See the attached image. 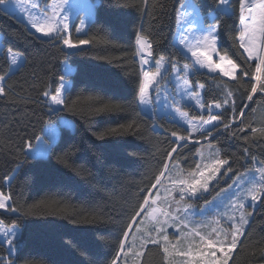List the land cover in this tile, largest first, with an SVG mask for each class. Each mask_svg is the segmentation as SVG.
<instances>
[{"label":"trees","instance_id":"trees-1","mask_svg":"<svg viewBox=\"0 0 264 264\" xmlns=\"http://www.w3.org/2000/svg\"><path fill=\"white\" fill-rule=\"evenodd\" d=\"M92 1L99 6L87 35L79 36L74 30L82 15L75 18L71 32L74 41L88 39L90 43L75 51H66L58 41L38 38L18 17L0 11V75L6 77L5 94L0 96V192L11 196L9 202L14 207L35 206L34 215L22 229L21 250L10 257L8 247L0 242V259L10 258L14 264H111L122 229L142 202L144 190L154 182V174L170 159L167 152L174 146L171 133L191 135L167 118H150L134 100L143 69L136 55L137 33L151 39L154 59L163 55L175 65L188 62L179 55L175 39L177 9L182 0ZM202 2L207 12V0ZM220 25L219 44L235 62L243 63L242 50L233 46L236 18L225 17ZM8 47L24 55V62L13 72ZM64 61L76 71L66 75ZM61 75L73 84L67 96L69 107L51 119H68L74 128L61 127L62 138L50 158L28 160L17 173L28 141L36 145L34 137L43 136L41 129L49 118L48 101L41 93L56 88ZM212 76L189 78L195 92L200 84L204 85L202 102L222 100L227 81V87L236 93L237 111L244 112L239 118L244 131L237 128L239 120L233 122L231 109H224L219 110L223 111L222 121L231 127L225 129L221 123L212 133L216 137L211 143L223 158L229 159L232 177L235 172H243L245 166L252 167L251 155L264 161V134L251 131L253 127L264 129V94L257 93L249 101L248 83ZM104 106H108L106 111H95ZM184 110L191 118L201 114L193 107ZM133 122L136 134L126 131ZM154 124L159 129L154 130ZM100 132L110 134L99 140L96 134ZM197 140L206 139L199 136ZM198 150V144L187 143L173 157L188 169L190 163L194 167L198 162ZM14 175L11 185L6 183L5 178ZM230 180L222 187H227ZM250 210L249 226L231 264H264V204L258 203ZM13 219V213L0 210L4 225L10 226ZM140 264H167L162 247L148 245Z\"/></svg>","mask_w":264,"mask_h":264},{"label":"snow or ice","instance_id":"snow-or-ice-1","mask_svg":"<svg viewBox=\"0 0 264 264\" xmlns=\"http://www.w3.org/2000/svg\"><path fill=\"white\" fill-rule=\"evenodd\" d=\"M207 3L209 7L207 12L202 0H182L177 9L180 14L177 18L179 23L175 38L180 46L177 51L188 61L182 69L177 68L170 61L166 62V57L163 55L154 59L153 43L149 36L142 32L136 34V55L141 58V64L147 65L148 69H142L134 94V100L142 113H150V118L155 120L167 118L170 123L182 119L188 124L191 132H199L205 139L211 137L221 123L225 129L231 127L230 123L222 121L223 111L214 112L213 109H231L233 122L239 120L237 128L240 131H244L239 126L243 124V120L239 118L244 116V112L237 111L236 93L231 87H227V81H224L226 85L224 98L206 104L193 89L188 87L189 76L213 74V79L218 75L238 84L246 82L250 85V92L246 97L249 101L257 93L264 94V0H235V3L234 0H207ZM98 6V3H91L90 0L83 2L51 0L50 6L42 8L38 2L29 0L28 7L38 11L35 14L28 13L27 23L35 33L39 34L38 38L58 41L67 49H81V46L89 44L90 41L88 39L74 41L71 38L74 27L73 17L78 12L84 13V19H80L79 26L74 30L77 34L84 32L87 35L85 28L95 22V11ZM21 7H25L24 0H0V11L5 14ZM225 17H235L237 20L233 46L242 50L240 55L244 57L243 63L235 62L219 44L220 21ZM7 52L11 66H18L24 60L23 53L12 47H8ZM166 63L168 67H165ZM162 68L165 69L163 72ZM75 71V68L64 61L65 74H72ZM169 71L175 74L177 88L182 91L173 94L164 86ZM245 77L247 81L244 80ZM5 79L4 75H0V96L5 94L3 86ZM59 80L56 88L41 93L48 101L49 118L44 121L41 129L43 136L34 137L37 144L33 146L31 140L28 141L25 159L17 164V173L28 160L50 158L62 138L60 125L69 129L73 127L72 123L64 118L56 122L51 119L69 107L67 96L73 89L72 81L67 79L66 75H61ZM199 87L203 88L204 85L200 84ZM184 99H195L197 107L201 109L198 124L188 119V112L184 110L187 107L183 104ZM107 107L96 108L95 111L103 112ZM157 126L154 124V130ZM128 130L136 134L135 122L127 126L126 131ZM115 131V129L111 130L113 133ZM251 131L264 134V129L253 127ZM109 134V132H100L96 134V138L103 140ZM171 135L174 137L172 141L174 146L167 152L171 163H164L158 174H154V182L144 190L142 202L136 205L129 223L122 229L119 246L116 248L117 254L113 256L111 264H130V261L132 264H139L149 244L162 247L166 259L170 256L181 257V264H229V260L232 259L231 254L241 243L240 237L245 234L243 229L249 224L247 216H251L252 212L248 209L253 208L257 203L264 204V161H257L256 156L251 155L252 167L245 166L243 172H235L230 178L231 183L228 184L227 189L221 188L210 199V188L214 190L219 184L218 177L226 176L233 171L229 159L223 158L218 150H210L206 158L201 154V161L195 162L194 167L190 169L181 167V162L172 154L179 155L178 148L185 147L191 135L176 131ZM245 154H248L247 148ZM132 155L140 156L139 153ZM88 175L91 176V173L89 172ZM15 178V175L6 177L5 181L11 185ZM24 179L27 181L28 178L25 176ZM234 186H238L239 191L229 193L228 190L233 189ZM10 199V195L0 192V209L14 214L11 225L0 231L11 257L12 253L21 250L22 229L25 222L34 215L32 208L35 206L14 207L8 203ZM200 201H203V204H200ZM249 201L251 203H248ZM237 213H239L238 219ZM197 214L202 218L211 216L213 220L210 223L220 224L221 221H227L228 228L213 227L211 231L202 232L200 229L206 225L203 220L194 219ZM145 222L151 227L145 228ZM0 224H3V221H0ZM168 228L175 229L174 242L169 238ZM135 233L140 234L139 246L136 243ZM0 264H13V262L10 258L7 261L0 259ZM168 264L175 262L169 261Z\"/></svg>","mask_w":264,"mask_h":264},{"label":"rangeland","instance_id":"rangeland-1","mask_svg":"<svg viewBox=\"0 0 264 264\" xmlns=\"http://www.w3.org/2000/svg\"><path fill=\"white\" fill-rule=\"evenodd\" d=\"M31 2H38L42 8H43V7L50 6V4H51V0H31ZM79 2H83V0H79ZM90 2H91V3H97V2H94V1H92V0H90ZM28 3H29V0H24V4H25V7H27V11H25V7H21V8H14L13 11L10 12V13L13 14V15H15L16 17H18L20 20H22L24 23H26V25L28 26L29 29H31V30L34 31V29H32V28L30 27V25H28V23H27V16H28V13H29V12H32L33 14H35L38 10H36V9H32L31 7H28ZM78 15H82L81 19H84V13H83V12H78V13L73 17V22H74L75 18H76ZM179 15H180V14H179ZM178 23H179V22H178ZM87 28H88V27L85 28V32H87ZM177 33H178V32H177ZM36 34H37V33H36ZM76 34H77V33H76ZM38 35H39V34H38ZM77 35L82 36V35H85V34H84V32H81V33H79V34H77ZM176 36H177V35H176ZM176 44L178 45V47H180L179 44H178V40H177V39H176ZM86 46H87V45H83V46H81V49L84 48V47H86ZM63 48H64L66 51H75V50H72V49H67V48H65L64 46H63ZM0 49H1V47H0ZM76 50H80V49H76ZM139 59L141 60L140 57H139ZM166 62H167V60H166ZM142 66H143V69H144V70H147V69H148V66H147V65H142ZM165 67H168V64H167V63L165 64ZM176 67L182 69V68H183V65H176ZM17 68H18V66H15V67L12 66V71H11V72L15 71ZM63 70H64V65H63ZM152 70L154 71V68H153ZM164 70H165L164 68L161 69L162 72H163ZM205 71H206V70H205ZM66 75H69V74H66ZM181 75H182V73H181ZM174 76H175V74H174V73H171V72L169 71V72H168V76H167V83H166V85H164V86L167 87L168 92L173 93V94H175L176 91H182V89H178V88H177V82H176V80L174 79ZM189 78H190V76H189ZM224 78L228 79L227 77H224ZM3 86H4V85H3ZM188 87H190V88L192 89L191 84H189ZM195 93L197 94V96H199V98H200L201 101H202V98H203V88H200V87H199L198 92H195ZM183 104H184V105H187V107H193L194 109H196L197 111H199V112L201 113V109H200L199 107H197L195 99H191V100H189V99H184ZM213 111H214V112H218L219 110H217V109H213ZM204 114L206 115V110H205V113H204ZM146 115H148V116L151 117V114H150V113H148V114H146ZM188 119L191 120V121H193L194 123H197V124L199 123V119H198V118H191L190 115H189V113H188ZM66 120H68V119H66ZM68 121H70V120H68ZM70 122H71V121H70ZM174 122H176V123H178L179 125L185 127V128L188 129V131L191 133L192 138H190V140H189L187 143H190V144L192 143V144H198V145H199V150H198V153H197V159H198V162L201 161V154H203V156L206 158V157L209 156V152H210V150H218V151H219V149L217 148V146L214 145L213 143H211L212 139L215 138L216 135H213V134H212V136H211V137H208L206 140H197V138H198L199 136H204V135L201 134V133H199V132H191V130L188 128V124H187L186 122H184L182 119H177V120H175ZM71 123H72V122H71ZM72 125H73V127H72L71 129L74 128V124H73V123H72ZM60 127H65V126L60 125ZM157 127H158V126H157ZM158 129H159V127H158ZM36 144H37V143H36ZM219 153H220V151H219ZM172 155H173V154H172ZM220 155H221V154H220ZM257 161H258V160H257ZM168 163H171V159H169ZM181 167H182V165H181ZM189 167H190V168L193 167L191 163H190V166H189ZM225 167H227V166H225ZM190 168H188V169H190ZM229 174H230V172H229ZM227 175H228V174H227ZM227 175H226V176H220V177H218V179H219V184L216 185V187H215L214 190H212V189L210 188V192H211V195L209 196L210 199H211V196H214V195L216 194V192L220 191V189L223 188V187H222L223 183L225 184L228 180H230L229 177H228ZM230 183H231V180H230ZM213 184H215V181L213 182ZM227 187H228V186H227ZM227 187H224V189H227ZM152 191H154V190H152ZM233 191H239L238 186H234L233 189H229V190H228L229 193H231V192H233ZM8 203L10 204L9 201H8ZM199 203H200V204H203V201H200ZM248 203H251V202L249 201ZM257 204H258V203H257ZM257 204H256V205H257ZM250 209H251V208H249L248 211H251ZM0 210L3 211V212H5L3 209H0ZM6 213H10V214H12L11 212H6ZM251 217H252V214H251V216H247V219H248L249 223H250ZM238 218H239V213H237V219H238ZM194 219H195L196 221H202V220H203V222H204V224H205L206 226L200 229L202 232H203V231H211V229H212L213 227H216V228H225V229L228 228V222H227V221H221L220 224L210 223V222L213 220V218H212L211 216L206 217V218H202V217H200V216L197 214V215L194 217ZM248 226H249V224H248L247 226L244 227V229H243V230H244V233L246 232ZM6 227H8V226H6V225H4V224H0V231H2V230H3L4 228H6ZM144 227H145V228H150L151 225H149L147 222H145ZM174 232H175V229H174V228H168L169 238H170V240H173V242H174V238H173V233H174ZM135 235H136V243H137V246H139V243H140V241H139V236H140V234H139V233H135ZM242 238H243V236L240 237V241L242 240ZM4 239H5V238H4L2 235H0V242L4 243ZM130 242H131V237H130ZM4 244L8 247V245H7L6 243H4ZM149 245H150V244H149ZM147 246H148V245H147ZM185 246H187V245H186V242H185ZM235 251H236V250H234L233 253L231 254V255H232V258H233V254H234ZM144 252H145V251H144ZM11 255L14 256V255H15V252L12 253ZM218 255H219V254H218ZM141 259H142V257L140 258L139 264H140V262H141ZM181 260H182L181 257H171V256H170V257H168V258L166 259V263L168 264L169 261H174L175 264H181ZM231 261H232V259L229 260V264H231ZM13 264H14V263H13ZM130 264H132L131 261H130Z\"/></svg>","mask_w":264,"mask_h":264},{"label":"crops","instance_id":"crops-1","mask_svg":"<svg viewBox=\"0 0 264 264\" xmlns=\"http://www.w3.org/2000/svg\"><path fill=\"white\" fill-rule=\"evenodd\" d=\"M32 31H33V30H32ZM33 32L35 33V31H33ZM37 35H38V34H37ZM38 36H39V35H38ZM0 51H1V49H0ZM23 62H24V61H22L21 64H22ZM21 64H20V65H21ZM20 65H18V68H19Z\"/></svg>","mask_w":264,"mask_h":264}]
</instances>
